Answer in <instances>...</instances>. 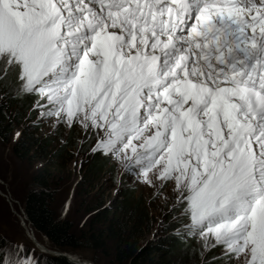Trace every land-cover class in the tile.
<instances>
[{
    "label": "snow or ice",
    "instance_id": "1",
    "mask_svg": "<svg viewBox=\"0 0 264 264\" xmlns=\"http://www.w3.org/2000/svg\"><path fill=\"white\" fill-rule=\"evenodd\" d=\"M0 69L34 127L160 199L182 264H264V0H0ZM0 264L46 261L0 236Z\"/></svg>",
    "mask_w": 264,
    "mask_h": 264
},
{
    "label": "trees",
    "instance_id": "2",
    "mask_svg": "<svg viewBox=\"0 0 264 264\" xmlns=\"http://www.w3.org/2000/svg\"><path fill=\"white\" fill-rule=\"evenodd\" d=\"M0 96H6L4 100L7 105L20 104L28 106L27 108L34 101L16 98L15 83L10 70L5 78L3 69H0ZM4 107L0 110V138L9 142L8 135L13 127L11 128L12 124L2 116ZM19 114L16 111V114H10V117L18 123L22 121ZM35 133L36 131L29 132L24 128L22 136L12 144V151L18 159L29 163L43 161V165L33 172L34 188L25 198L24 212L33 230L47 238L54 249L75 253L85 246L95 255L100 251L107 258L110 257L109 264H182L189 259L185 257L181 246L161 237L154 244L142 243L151 230V220L147 217L145 209L140 206V202L134 201V189L124 188L120 199H115L111 204H107L104 192H95L99 184V175L108 162L100 157L92 158L74 188V196L81 198V206L84 204L86 208L83 210L82 206L80 211L87 216L85 220L87 228L83 236L79 237L75 231L74 221L71 218L59 219L52 207L55 191L52 185L56 179L55 158L62 156L72 143L49 151L47 148L53 143V138L49 135L43 138ZM109 171L112 172V168ZM61 179L60 177L58 182ZM80 239H84V242ZM29 249L34 248L31 245ZM36 254L41 256L39 251H36ZM178 260L180 263H177ZM43 261H46V264H73L65 257L46 256Z\"/></svg>",
    "mask_w": 264,
    "mask_h": 264
},
{
    "label": "rangeland",
    "instance_id": "3",
    "mask_svg": "<svg viewBox=\"0 0 264 264\" xmlns=\"http://www.w3.org/2000/svg\"><path fill=\"white\" fill-rule=\"evenodd\" d=\"M2 103L5 106H3L5 109L2 111V116L7 118L9 124H12L11 128L13 127V129L8 135L9 142H5L0 138V235L10 240L23 243L28 248L32 245L35 252H40L43 261L46 256H51V252L55 250H52L53 246L47 238L41 236L40 232L35 229L34 231L28 221L26 225L22 219L25 214V198L28 192L34 188L32 181L33 172L43 165V161L38 160L37 163H29L18 159L12 151V144L21 136L24 128H27L29 132L36 131L35 134L43 138L48 137V129L47 126H41L39 128L33 126L32 120L29 119L30 113L28 109L30 107H22L20 104L7 105L4 99ZM34 103L35 101L32 104ZM17 107L19 108L16 109ZM0 110H2V107H0ZM16 111L20 112L22 116V121L19 124H16L12 117H10V114H16ZM15 133H20V135L16 136ZM52 138L53 143L47 148L49 151H54L61 147L58 139ZM85 141L81 140L80 135L73 134V142L70 148L62 156L55 158L54 170L56 179L52 185L55 190L52 203L54 211L58 214L59 219L71 218L74 221L75 231L79 237L83 236L87 228L85 223L87 216H84V213L80 211L82 206L83 210H86V208L84 204L81 206V198L74 196V188L93 158V155H90L86 151L87 144ZM82 158L84 160L83 166L80 164ZM111 168V162L108 161L99 175V184L95 188V192H104L108 202L107 204H111L115 199H120L124 188L127 190L134 189V201L140 202V206L145 209L147 217L151 220V230L142 243L144 245H147L148 242L154 244L158 238L163 236V233L157 232V238H152L153 232L156 229V220L161 212L160 199H152L148 188L142 185H136L131 180L118 186L114 178V171H109ZM60 177L62 179L58 182ZM117 187L120 188L119 194L116 191ZM25 220L28 219L25 218ZM27 227L31 228V233L33 231L32 236L34 234L37 237V244L34 242L35 240L29 237ZM80 240L84 242V239ZM75 253L81 256V259L87 260L91 264H97V262L99 264H109L110 257L107 258L100 251L95 255L94 252H91L85 246L79 249V251H75ZM186 258L190 259L191 257ZM179 260L177 263H180Z\"/></svg>",
    "mask_w": 264,
    "mask_h": 264
},
{
    "label": "bare ground",
    "instance_id": "4",
    "mask_svg": "<svg viewBox=\"0 0 264 264\" xmlns=\"http://www.w3.org/2000/svg\"><path fill=\"white\" fill-rule=\"evenodd\" d=\"M10 73H11V71H10ZM19 103V102H18ZM23 103V102H22ZM27 103V102H26ZM26 106V105H25ZM23 107V106H22ZM28 107V106H27ZM19 107H17L16 109H18ZM24 110V109H23ZM27 110V109H26ZM29 110V109H28ZM28 112V111H27ZM26 112V113H27ZM20 113V112H19ZM20 115V114H19ZM22 115H23V113H22ZM25 115V114H24ZM19 117V116H18ZM15 118V117H14ZM22 118V117H21ZM20 118V119H21ZM20 122L18 121V124H19ZM17 124V123H16ZM22 136V135H21ZM23 219V221H24V223L27 225V220H25V218H22ZM27 229H28V235H29V237L32 239V240H35L34 242L37 244L38 243V239H37V237L33 234V236H32V233L30 232V230H31V228H29V227H27ZM149 243V242H148ZM167 245L169 244V243H166ZM50 248V247H49ZM51 249V248H50ZM52 250H55V251H52L51 253H52V255L54 256V257H65L68 261H70V262H72L73 264H91V263H89L87 260H84V259H81V256H79L77 253H73L74 251H69V252H67V251H62V250H60V249H52ZM51 255V256H52Z\"/></svg>",
    "mask_w": 264,
    "mask_h": 264
},
{
    "label": "water",
    "instance_id": "5",
    "mask_svg": "<svg viewBox=\"0 0 264 264\" xmlns=\"http://www.w3.org/2000/svg\"><path fill=\"white\" fill-rule=\"evenodd\" d=\"M24 218L28 219V217H27V215H26V214H24ZM32 233H33V231H32Z\"/></svg>",
    "mask_w": 264,
    "mask_h": 264
}]
</instances>
